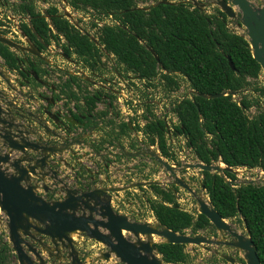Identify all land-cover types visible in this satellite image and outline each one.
Segmentation results:
<instances>
[{
    "label": "trees",
    "instance_id": "16d2710c",
    "mask_svg": "<svg viewBox=\"0 0 264 264\" xmlns=\"http://www.w3.org/2000/svg\"><path fill=\"white\" fill-rule=\"evenodd\" d=\"M137 1L68 0L76 11L90 9L98 14L112 13L120 22L119 26L97 27V45L89 38L88 31L81 32L60 16L51 18L53 32L47 21L29 8L31 26L47 45L51 40L58 44L59 36H62L65 39L62 45L64 54H76L83 66L92 72L100 70L101 57L112 55L122 64L123 70L139 77L147 85L154 86L157 79L165 88L174 89L179 87L178 78L182 77L189 83L191 91L173 105L177 118L173 135L184 136L195 159L205 164L222 162L232 168H258L264 172V109L260 106L264 84L258 81L262 71L252 57L246 37L228 25L230 22L236 24L238 20L229 19L217 6L207 12L192 8L191 2L183 0L171 3L151 0L146 7L139 6ZM92 25L95 26L94 23ZM21 28L38 50L44 49L27 25H21ZM0 33L5 34L2 30ZM0 57L9 69L18 70L21 66L18 62L23 64V59L2 43ZM229 58L233 68L229 65ZM27 62L24 69L35 72L45 82V85L34 82L32 89L45 86L50 91L53 85L57 90L52 93L55 99L63 94L75 102V111H71V115L80 124L76 127H81L83 133L98 127V120L106 117L107 109L96 111L95 108L104 100L103 96L112 97L111 94L89 91L90 82L83 77L68 75L65 79L57 78L58 82L51 81L45 74L50 75L51 72L53 76V70L47 67L49 72L39 66L44 61L28 59ZM18 73L26 76L22 71L18 70ZM225 91L237 94L210 99L199 95ZM251 92L258 94L253 96ZM144 106L153 116L143 128L146 143H157L160 154L170 159L173 154L167 145L166 122L150 112L149 104L144 103ZM251 108L255 110L254 115L248 114ZM105 122L114 126L107 135L114 143H119L120 136L130 135L132 131L128 123L116 124L111 118ZM67 129H72V126L67 125ZM85 142L96 154L101 153L102 139L94 141L88 138ZM100 157L103 164L95 173L78 164L76 175L84 179V186L90 188L102 172L107 175V155L101 153ZM199 172V185L205 188L214 209L226 220H235L243 226L245 222L257 256L264 264V184L234 183L236 175L232 171H224L231 184L216 172ZM143 188L138 187L139 190ZM148 188L153 196L143 197V200L157 223L180 234L195 235L201 231L216 234L205 215L197 210L188 212L179 205L175 196L178 192L176 185L163 187L156 183L149 184ZM156 248L165 264L188 262L185 244L162 241L156 243ZM13 261L17 264L5 232H0V264H12ZM240 261L245 264L242 259Z\"/></svg>",
    "mask_w": 264,
    "mask_h": 264
},
{
    "label": "water",
    "instance_id": "95a60500",
    "mask_svg": "<svg viewBox=\"0 0 264 264\" xmlns=\"http://www.w3.org/2000/svg\"><path fill=\"white\" fill-rule=\"evenodd\" d=\"M187 1L198 7L199 10H204L205 5H207V3L199 0ZM159 2L171 3L169 0ZM211 4L217 6L229 19H235L239 15L237 27L245 29L246 35H243L249 43L252 57L259 63L264 76V0H261V6H257L251 0H213ZM234 7L238 9V12L234 10ZM44 16H48L46 12ZM64 16L73 20V16L67 11H64ZM74 25L80 29L78 21H74ZM31 31L36 39L44 47H47L32 27ZM88 35L91 41L98 42L94 35L90 33ZM0 43L41 57L34 45L21 46L1 33ZM153 55L158 59L155 54ZM2 64L3 62L0 60V66L4 67ZM229 65L233 68L230 58ZM32 75L37 82L45 85L44 80L39 78L35 72H32ZM82 77L91 84H97L88 76L83 75ZM0 79L4 80L6 86V89H0V211L6 217L5 230L18 264H45L40 254L42 248H46L47 251L50 249L45 243V238L51 242L55 252H48L49 257L59 259L61 257L60 248H69L70 264H86L78 258L73 247L71 235L74 232H84L87 237L104 244L107 250L101 253V257L108 260L113 255L122 264H163L156 243L141 240L140 235H157L162 237L165 242L185 245H217L223 243L218 239L207 238L200 233L195 235L180 234L159 223L151 226L148 223L132 221L127 216L115 212L111 205L110 193L122 190V188L103 187V181L106 180L104 178L99 179L90 188L87 186L71 187L66 184L63 179L58 177L60 170L56 167L59 163L66 165V160L58 155H62L69 146L81 144V137L61 146L49 145L45 142L40 143L41 137L37 126L42 127L47 135L61 138L59 133L46 125L45 118L51 119L57 127H66V123L75 126L79 125V122L71 114H65L61 117L59 112H53L49 106H53L56 99L51 95H43L41 92L36 95L31 93L28 96L32 101L38 99L45 102L41 112L39 114L31 111L23 112L7 93L9 90L23 96L24 93L19 91V88L22 87L21 84L18 85V89L14 87L10 83V78H7L2 70H0ZM51 89H54L53 85H51ZM227 94L235 96L237 92L199 93L201 97L206 99ZM122 150L125 151L123 148ZM149 153L173 175L177 185L194 194L188 184L176 175L174 169L164 161L162 156L155 154L154 151ZM131 154L129 153V156ZM54 157L55 159L52 160ZM220 163L222 166L218 163L205 164L196 161L185 163L184 167L217 172L231 184V181L225 177L224 171L235 173V168ZM47 177L61 183V186L51 188L44 182ZM258 180L261 182L260 184H264V172L261 173ZM156 183L158 182H141L136 183V186ZM252 183L253 180L248 182V184ZM39 188L45 194L51 193L53 198L48 199V195L39 194ZM202 188L204 189L203 186ZM208 201L210 206L200 197H196L198 212L205 215L216 230L226 232L232 237L233 240L225 242V244L241 250L245 264H261L254 243L247 233L245 222L244 233L233 230L229 223L214 209L209 199ZM125 232L131 233L136 240L128 239ZM221 257L230 263L234 262L228 255H221Z\"/></svg>",
    "mask_w": 264,
    "mask_h": 264
},
{
    "label": "rangeland",
    "instance_id": "374dc122",
    "mask_svg": "<svg viewBox=\"0 0 264 264\" xmlns=\"http://www.w3.org/2000/svg\"><path fill=\"white\" fill-rule=\"evenodd\" d=\"M172 2H178L181 0H169ZM208 5L205 7L207 12H211L213 10L212 1L213 0H202ZM257 6H261V0H251ZM139 6H148L151 3V0H138ZM36 8L38 9V4L36 3ZM16 7V5L14 6ZM234 10L238 12V9L234 7ZM14 11L16 13L17 10L10 6H6L2 9V17L4 22H2L5 26L3 30L9 32L10 28L13 27V23H9L6 19V14H13ZM88 15L89 17L85 21H81V27L88 31L90 34L95 35L97 31L96 26H92L94 20L98 22L105 21V15H98L96 13H90L87 11H83L82 14L79 15ZM16 19L18 20L19 17ZM239 23V15L235 18ZM118 19L114 17V20L110 21L112 25L116 24ZM233 20V19H232ZM229 27L235 30L238 33L245 34L246 31L244 28L239 29L237 25L233 22H230ZM2 30V31H3ZM5 31H3L5 33ZM10 39H14V34H11ZM101 47V46H100ZM112 55H109V57ZM102 59L101 64L103 65L101 71V77L91 76L96 79L97 82H102V84H107V82H112L115 78L113 71L117 70L123 76V78L127 81L128 90L133 92V95H138L141 103L144 101H152L153 103L149 104V110L152 114L159 116L160 118L166 120L168 126L171 128L177 123V118L172 110L174 103L182 100L184 97L189 95L190 87L189 83L183 79L182 77L178 78L179 87L174 89L165 88V86L158 82L157 79L154 81L155 85H147L143 80L139 79V77L134 76L132 73H127L123 70V66L120 65L114 58L108 59L105 56ZM60 61V58H58ZM77 62L82 66V61L80 58L76 57ZM260 83L264 84V76L261 75L258 78ZM253 96H257V93H251ZM99 110H104L105 103H100ZM260 106L264 109V95L260 97ZM145 110V107H144ZM146 111V110H145ZM255 110L251 108L248 112L249 115H254ZM100 119V118H99ZM102 121H106V118L101 119ZM112 127V126H111ZM131 135V134H130ZM130 135H122L120 136V144L126 149V151L120 150L119 147H115L114 141L109 140V142L104 144V148L107 149L108 152H112V158L108 157V159L112 160L115 164L110 173H108L109 178L104 182L103 187H114V188H122V190H117V192L110 193L112 197V207L117 213L121 215H125L128 219L140 223H147L148 221L153 222V226L157 224L155 219L152 217V213L148 207V204L143 200V197L153 196V192L148 188L147 184L143 186L142 190H139L136 186V183L140 182H148V181H157L163 187H167L171 184L177 185L174 182L173 175H171L162 164L158 163L155 160V157L150 156V151L147 146L143 143V146H138L139 150L136 149V143L131 138ZM169 151L173 154L170 159L163 157L159 150L156 147L151 148V151H155L157 155L163 157L164 161L172 165L174 168L176 175L182 179L183 181L189 183L190 187L195 192V197L192 196L189 192L184 190L181 186H178V192H176L175 196L177 197V201L179 205L187 210L188 212L198 211V205L196 203V197L200 194H204L207 196L205 189H200L199 180H201V173L197 169L184 168V163H192L195 162L196 159L192 150L187 147L186 141L182 136H175L171 134L169 141ZM119 150L121 151L122 156H118ZM138 154H135V153ZM141 152V153H140ZM129 153H133V157H128ZM135 155V156H134ZM174 163L175 166H174ZM92 169L96 170L95 167ZM99 169V168H98ZM261 171L258 168H235L236 180L234 183H248L253 180L254 184L261 183L258 179L261 177ZM207 198V197H206ZM208 199V198H207ZM115 211V212H116ZM233 227V229L237 230L240 233H244L243 224L232 220H227ZM6 217L0 211V231L6 233ZM218 236L213 237L207 234V232H200V234L207 236L208 238L220 239L223 241H232L233 239L224 232H217ZM126 237L130 240L135 241V237L131 233H125ZM72 239L74 242V248L77 251L78 258L81 261H84L86 264H122L119 260L112 256L109 260H105L100 257V253L107 249L102 243H98L95 240H91L86 237L84 234L78 232L72 235ZM141 240H149L151 243H158L163 241L164 239L157 235H140ZM51 252L54 253L53 247H51ZM186 251L189 254L188 262L185 264H230L221 261L219 255L224 253L231 255L236 258L243 259V252L237 248H229L225 245H214V244H187ZM48 253L44 254V257L47 256ZM219 261V263H218ZM244 261V259H243ZM17 262V260H16ZM57 263V264H69L68 260L57 261L56 259L50 258L49 263ZM245 262V261H244ZM12 264H15L13 261ZM164 264V263H163ZM237 264H242L238 261Z\"/></svg>",
    "mask_w": 264,
    "mask_h": 264
},
{
    "label": "flooded vegetation",
    "instance_id": "af4514ba",
    "mask_svg": "<svg viewBox=\"0 0 264 264\" xmlns=\"http://www.w3.org/2000/svg\"><path fill=\"white\" fill-rule=\"evenodd\" d=\"M187 0H183V2H185ZM38 4V9L36 8V5L35 4ZM16 5V7H14ZM6 6H10L12 8H15V10H17L18 13H16L14 11L13 14H9L7 13L6 14V19L9 21V23H13V27L10 28V31L7 32L5 30H3L5 28L4 24L2 22L3 18L2 17V9L5 8ZM29 8L32 9L33 12L41 15L48 23V26L50 27V29L54 31L53 29V25H52V22H51V18L52 16H60V17H63L64 19H66L68 22H70L75 28H77L75 25H74V21H78L76 17H79L80 19H82L83 21H85L89 16L88 15H75V10L69 5L68 3V0H0V21H1V25H0V30H3L5 31V34L6 36L10 39V37H13V35L11 36V34H14V39H16L17 41L13 40V39H10L11 41L15 42V43H18L19 45L21 46H24V47H29V45H34L31 40L25 35V33L22 31V28H21V25H27L30 30H31V14L29 12ZM64 11H67L68 13H70L72 16H73V20H70L68 17L64 16ZM48 15L47 17L44 16V14ZM78 13L82 12V10H78L77 11ZM83 13V12H82ZM16 15H18L17 17H19V19L17 20L16 19ZM101 15H105V17L107 18L108 16H111V19L114 20V14L112 13H101ZM49 18V19H48ZM79 23V22H78ZM238 23H236L237 25ZM117 25L119 26L120 25V22L117 20ZM79 26H80V29H82L84 31V29L81 27V24L79 23ZM111 26H115V25H111ZM33 28V27H32ZM34 29V28H33ZM79 29V28H77ZM79 29V30H80ZM35 30V29H34ZM81 31V30H80ZM81 31V32H83ZM32 32V31H31ZM42 39V38H41ZM97 39V38H96ZM98 41V40H97ZM44 42V41H43ZM40 43V42H39ZM65 43V39L62 37V36H59V43L57 44L55 42V40H51V43L49 45H47L45 42L44 44L47 46V47H44L43 50H37L40 52L41 54V57H38V56H35L33 54H31L30 52L28 51H22V50H16L14 48H10L12 51H14V53L16 54V56H19L23 59V64H21L20 62H18L21 66L20 68L18 69L19 71H22L26 76H21L19 73H18V70L17 69H9L4 61L2 60V58L0 57V60L3 62L4 64V67L3 66H0V70L4 71V73L6 74L7 78L9 77L10 78V83L12 81V85L14 87H16L18 89V85L21 84V88H19V91H22L24 93L23 96H20L18 95L17 93H14V95H12V97H10V99H12L14 101V103H16V105H18L21 110L23 112L25 111H31V112H34L36 114H39L43 108V106L45 105V102L44 101H41V100H38L37 101H32L28 98L29 94L33 93L34 95H36L38 92H45V94L43 95H46V96H52V93L53 91H55L54 89L53 90H48L45 86H41V87H37L36 90L32 89L33 85H34V82L36 83H39L36 81V79L34 78V76L32 75V72L31 70L25 68L24 69V66H27L28 64V59L29 60H37V59H40L42 61H44L45 63H41L39 66L41 68H46V69H51L53 70V76L50 72V75H47L45 74L46 77H48L51 81H59L57 78H61V79H65L68 75H73V76H77V77H80L82 78V76H88L90 77L93 81H95L97 84L94 85V84H91L90 83V86H88V90L91 91V92H94V91H97L99 90L100 92L102 93H108V94H111L112 97H108L106 98V100L103 102L105 103V107H104V110L105 108L107 109L106 111V121L109 120L110 118L114 120L115 123H128V122H122L120 119H119V115L121 114L120 110L114 106L113 102L116 100V94L115 92L117 91L116 89V80H125L123 78V76L120 74L119 71L117 70H114L113 71V74L115 76V78L112 80V82H107V84H102V82H97L96 79L92 76H96V77H101V71H102V68H103V65L101 64L102 62V59H101V67H100V70L99 71H96V72H92L89 68L83 66V63H82V66L77 62L76 60V57H78L76 54H72L71 56H67L64 54L63 52V47L62 45ZM95 43V42H94ZM96 45L98 44L95 43ZM35 46V45H34ZM36 47V46H35ZM51 53V55H54L56 58H60V61L59 62H55L53 65H49L48 64V60H47V55ZM103 58V57H101ZM108 59H111V58H114L113 56H108L107 57ZM115 59V58H114ZM117 61V60H116ZM2 64V65H3ZM120 64V63H119ZM122 65V64H120ZM48 67V68H47ZM123 68V67H122ZM92 76H91V75ZM54 77V79H53ZM40 78V77H39ZM43 79V78H42ZM25 81H27V83H24ZM4 82L3 79H0V83ZM14 82V83H13ZM16 86H15V85ZM82 86V85H81ZM24 88H26L27 90H24ZM38 90V91H37ZM76 90V89H75ZM249 92L251 90H248ZM56 92V91H55ZM252 93V92H251ZM254 93V92H253ZM257 93V92H255ZM258 94V93H257ZM54 98V97H53ZM64 98H66V96L64 95ZM103 98H105L103 96ZM57 100L56 99V103H57ZM68 99L66 98V101ZM25 103H31L33 105V108L30 109V108H27L25 107ZM56 103L52 106L50 105L49 108L53 111V112H56L55 110V106H56ZM69 107H73L75 108V102L72 104V105H69ZM96 109V108H95ZM95 109H94V112H95ZM97 111V110H96ZM115 115V116H114ZM118 115V116H117ZM117 117V118H116ZM99 119V118H98ZM97 119V120H98ZM118 119V120H117ZM45 123L46 125L50 128V129H53L54 131H56L57 133H59L61 135V138H58V137H55V136H52V135H47L45 132H44V129L40 126H37L38 127V133H39V136H44L45 139L48 140L49 144L50 145H58V146H61L63 145L64 143H67L73 139H75L76 137H70L69 134L70 132H72V130H68L67 127H57L56 125H54L53 121L51 119H48V118H45ZM130 126H131V122L128 123ZM106 126L107 127H111V124H107L106 123ZM113 126V125H112ZM132 128V126H131ZM60 129H63L66 131V135H62ZM72 129H80L82 130L81 127H76V126H72ZM126 135V134H125ZM148 145H151V144H148ZM121 146V145H120ZM122 147V146H121ZM69 150V148L67 149ZM66 150V151H67ZM73 153V151H71V154ZM141 153V152H140ZM60 156V155H58ZM77 153H74L72 154V158L75 159L77 157ZM62 158V157H61ZM54 158H52V160H54ZM176 163H174V166H175ZM60 165V163L56 166L58 167ZM70 164L68 162H66V165L63 164L64 167H68ZM172 167V165H171ZM183 167H184V164H183ZM186 168V167H184ZM58 169L60 170V173L58 174V177L63 179L64 182L65 181V178L64 176H61L63 173V169H61V167H58ZM174 169V168H173ZM187 169V168H186ZM175 171V170H174ZM176 173V172H175ZM217 173V172H216ZM220 175V174H219ZM85 176V175H84ZM53 183L55 184V188H58V186L60 187L61 186V183L55 181L53 178H51ZM185 182V181H184ZM187 183V182H185ZM176 184V183H175ZM188 186L190 187L189 183H187ZM177 186V185H176ZM200 186V189H203L202 188V185H199ZM138 187H141V186H137ZM178 187V186H177ZM184 189V188H183ZM190 189L194 192V190L190 187ZM186 190L187 192H189L192 196L195 197V192L194 194L191 193L190 191H188L187 189H184ZM48 196H51L53 198V195H49ZM198 197L202 198L206 203H208L207 201V198L205 197L204 194H200ZM57 199V198H56ZM206 199V200H205ZM209 204V203H208ZM226 220V219H225ZM227 221V220H226ZM228 222V221H227ZM149 225L153 226V222L151 221H148L147 222ZM230 227L233 229L232 225L229 223ZM215 228V227H214ZM235 230V229H233ZM216 234L215 235H212L210 234L209 232L207 234H209L210 236H213V237H217L218 236V233L219 232L218 230H216ZM237 231V230H235ZM1 232V231H0ZM74 233H78V232H74ZM73 233V234H74ZM82 234L85 235L84 232H80ZM126 233V232H125ZM226 233V232H224ZM227 234V233H226ZM229 235V234H228ZM86 236V235H85ZM205 236V235H204ZM230 236V235H229ZM87 237V236H86ZM207 237V236H206ZM5 238L8 240V235L5 236ZM72 238V236H71ZM89 238V237H88ZM208 238V237H207ZM232 238V237H231ZM91 239V238H89ZM91 240H94V239H91ZM220 240V239H218ZM222 241L223 243H219L217 245H225V246H228L229 248H235L233 247L232 245H226L225 242H231V241H223V240H220ZM72 242H73V239H72ZM98 242V241H96ZM45 243L50 247V249L47 251L46 248H42V250L40 251V254L41 256L43 257L44 259V262L45 264H53L54 262L52 263H49V259L50 258H53V259H56L57 261H61L64 260H68L69 264H70V261H71V257L69 256V253H70V249L69 248H65V249H61V257L58 259L56 257H49L48 255L44 257V254L48 253V252H51V247H53V245L51 244V242L48 240V238H45ZM100 243V242H98ZM104 245V244H103ZM216 245V244H214ZM105 246V245H104ZM73 247H74V242H73ZM106 247V246H105ZM75 249V248H74ZM107 249H105L106 251ZM77 252V251H76ZM104 252V251H102ZM101 252V253H102ZM53 253V252H52ZM55 253V252H54ZM101 253H100V257H101ZM221 255H228V254H220L219 255V259L225 263H230L229 261H227L226 259L222 258ZM78 256V255H77ZM230 256L234 262L233 263H230V264H237L238 261H240V259L242 258H236L233 256V253H231V255H228ZM102 258V257H101ZM81 260V259H80ZM106 260V259H105ZM109 260V259H108ZM243 260V259H242ZM241 262V261H240ZM219 263V261H218ZM242 263V262H241ZM57 264V263H55ZM165 264V263H164Z\"/></svg>",
    "mask_w": 264,
    "mask_h": 264
},
{
    "label": "built area",
    "instance_id": "2783aa9c",
    "mask_svg": "<svg viewBox=\"0 0 264 264\" xmlns=\"http://www.w3.org/2000/svg\"><path fill=\"white\" fill-rule=\"evenodd\" d=\"M112 20L113 19H111V16H108L105 19V21L98 22L97 20H94V22L97 24L98 27H100L102 25L111 26L112 24L110 23V21H112ZM115 25H117V21H116ZM115 80H116V84L115 85H116L117 91L115 92L116 100L113 102V104L121 112V114L119 116L117 115L119 117V119L122 122H128V123L131 122L132 131L130 133L131 134L130 136L136 143L137 147H136L135 150H139L138 146L142 147L143 143L149 149H151L153 147L157 148V143H155L154 145H148L146 143V135H145V132H143V128H144L145 124L148 121L152 120V117H153L150 113L145 111L146 108L144 110V107H145L144 103L150 104V103H153V102L148 100V101H144V103H141L139 98H138L139 96L138 95L134 96L133 92L128 90V86H127V81L126 80H117V79H115ZM64 102H65V99L62 98L61 100H59L56 103V106H55V110L61 114V117L63 115H65V114H69V109L74 110L73 107H69V106L65 107L64 106ZM70 105H72V104H70ZM25 107L32 109L33 105L31 103H25ZM157 117H159V116H157ZM165 122H166V120H165ZM166 126H167L166 138H167V145H168L169 141H170V136H171V134H173L174 129L172 127V130H171V128L168 126L167 122H166ZM60 131H61L62 135H66V131L65 130L60 129ZM79 133H80V129L70 132L69 136L70 137H76L77 134H79ZM175 136H182V135L176 134ZM40 137H41V139L39 140L40 143H44V142L47 143L48 142V140L45 139L44 136H40ZM182 137L186 141V138L184 136H182ZM196 161H198V160L196 159ZM61 176H64L66 184H68L69 186H71V187H77L78 186V185L75 184V182L77 180L75 175L73 176L71 174H67V175H61ZM49 181H50V184L52 183L50 186L54 188L55 184L53 183V181L52 180H49Z\"/></svg>",
    "mask_w": 264,
    "mask_h": 264
},
{
    "label": "clouds",
    "instance_id": "9594fccd",
    "mask_svg": "<svg viewBox=\"0 0 264 264\" xmlns=\"http://www.w3.org/2000/svg\"><path fill=\"white\" fill-rule=\"evenodd\" d=\"M199 1H202V0H199ZM202 2H204V1H202ZM192 4V3H191ZM208 5V4H207ZM207 5H205V7L207 6ZM213 5V4H212ZM193 7H195L193 4H192V8ZM204 10H205V8H204ZM201 11H203V10H201ZM206 11V10H205ZM83 12V11H82ZM82 12H80V13H78L76 10H75V15H79V14H82ZM87 12H90V13H96V12H93V11H91L90 9H87ZM96 14H98V13H96ZM98 15H101V14H98ZM77 18V20H78V22L79 23H81V21H83L82 19H80L79 17H76ZM94 22V21H93ZM94 24H95V26L96 27H98L97 26V24L94 22ZM93 26V25H92ZM103 26V25H102ZM102 26H100V27H102ZM107 26H109V25H107ZM99 28V27H98ZM2 35H4L6 38H8L7 36H6V34H2ZM9 39V38H8ZM39 77V76H38ZM56 81V80H55ZM56 82H58V81H56ZM57 91V90H56ZM191 91V90H190ZM190 91H189V93H190ZM62 98H64V95L63 94H60V96H59V98H58V100H57V102L59 101V100H61ZM65 99V102H64V106L65 107H68L70 104H73L74 103V101H69V100H67L66 101V98H64ZM106 100V98H104V100L102 101V102H98L97 104H100V103H103L104 101ZM96 110L98 111L99 110V108H98V105L96 106ZM71 111L73 112V111H75V108H74V110H72V109H69V114H71ZM100 111H104V110H100ZM115 116V115H114ZM103 119V118H102ZM116 124H118V123H116ZM67 125H70L69 123H66V127H67ZM80 125V124H79ZM71 126H73V125H71ZM75 126H78V125H75ZM102 127V130L104 131V135L103 136H101V137H99L98 139H92V140H94V141H98V140H100V139H102L103 141H104V143H103V145H102V150H101V153L102 154H106L107 155V159H108V157H110V158H112V154L113 153H108V151H106L107 149H105L104 148V144L105 143H107V142H109V140H112V139H110L107 135L112 131V129H113V127L114 126H112V127H107L106 126V122L105 121H102V120H98V127L97 128H95V129H92V130H89V131H86L85 133H83L82 132V130H80V133L79 134H77V136H76V138H79V137H81V136H83V135H86L87 137L88 136H91V134H92V132L93 131H98L100 128ZM72 131H75V130H79V129H71ZM117 131V128L115 129V132ZM89 139H91V138H89ZM85 140V139H84ZM113 141V140H112ZM119 142H120V138H119ZM47 144H49V142H47ZM83 144L84 145H87V147L89 148V149H87V151L86 152H91L92 154L94 153L95 155H97L98 157H99V159L101 160V163L100 164H98V165H94L93 163H89V164H86V165H84V164H81V163H77L76 162V167H77V169L75 170V177L76 178H80V177H77V175H76V171H78L79 170V167H78V164H80V165H84L86 168H88L89 170H91V173H95L96 171H98V168H99V170L101 169V167H100V165H102L103 164V160H102V158L100 157V155H101V153L100 154H96V152H94L93 150H92V148H90L89 147V145H88V143H86L85 141L83 142ZM50 145V144H49ZM114 145H115V147H119V149L120 150H122V148L126 151V149L122 146H120V143H118V142H115L114 143ZM149 149V148H148ZM157 149H158V147H157ZM119 150V154L118 155H120L121 154V151ZM149 151H151L150 149H149ZM155 152V151H154ZM137 153V152H136ZM156 153V152H155ZM87 154V153H86ZM109 154V155H108ZM133 154V153H132ZM131 154V156H128V157H133V155ZM138 154V153H137ZM135 156V155H134ZM151 156V155H150ZM50 160H51V157H50ZM108 161H109V165H111V164H115L112 160H110V159H108ZM220 163V162H219ZM93 167H95L96 168V170H94V169H92ZM115 168V167H114ZM234 168H239V167H234ZM244 168V167H243ZM246 168V167H245ZM198 170V169H197ZM112 171V170H111ZM201 171V170H200ZM261 171V170H260ZM261 172H263V171H261ZM108 170H107V175H106V173H104V172H102L101 174H103V175H105L106 177H107V179L109 178V176H108ZM100 175V174H99ZM99 175H98V178H97V180H96V182L94 183V184H96L97 182H98V180H99ZM80 179H83V178H80ZM91 180L93 179L92 177L90 178ZM103 179V178H102ZM107 179L105 180V181H107ZM49 180H52L50 177H47V178H45V180H44V182L48 185V186H50L51 184H50V181ZM104 181V182H105ZM37 182L40 184V182L37 180ZM83 182H84V179H83ZM83 182L81 181V182H79L78 184L81 186V187H84V185H83ZM141 183V182H140ZM242 183V182H241ZM244 183V182H243ZM94 184H92V186L94 185ZM104 184V183H103ZM238 184H240V183H238ZM146 185V184H145ZM145 185H140L141 187H143V186H145ZM149 184H147V186H148ZM91 186V187H92ZM51 187V186H50ZM77 187H79V186H77ZM81 187H79V188H81ZM51 188H53V187H51ZM55 188V187H54ZM205 189V188H204ZM39 194H41V195H45V196H47L48 194L49 195H51V193H46L45 194V192L41 189V188H39ZM115 192H117V191H115ZM114 193V192H113ZM207 197V196H206ZM52 197L51 196H49L48 197V199H51ZM58 198H60V197H58ZM208 198V197H207ZM111 205H112V200H111ZM114 211H116V210H114ZM117 212V211H116ZM198 234V233H197ZM161 242V241H160ZM159 243V242H158ZM113 256V255H112ZM111 256V257H112ZM110 257V258H111ZM82 262H84V261H82ZM164 263V262H163ZM18 264V263H17Z\"/></svg>",
    "mask_w": 264,
    "mask_h": 264
},
{
    "label": "crops",
    "instance_id": "0c3cea01",
    "mask_svg": "<svg viewBox=\"0 0 264 264\" xmlns=\"http://www.w3.org/2000/svg\"><path fill=\"white\" fill-rule=\"evenodd\" d=\"M47 60H48L47 62H48V64L50 66L53 65L55 62H59L58 58H56L54 55H51V53H49L47 55ZM11 83H12V81H11ZM4 88L6 89V86H5L4 82H2L1 86H0V89L4 90ZM24 90H27V89L24 88ZM7 93H8V95L10 97H12V95H14V92L9 91V90H7ZM97 105H98V108H101V107H99V105H101V104H97ZM103 135H104V131L102 130V127H101L98 131H93L91 136H88V137L86 135L81 136V141H82L81 144H74L72 146H69V150L63 151V154L60 155L59 157L64 158L66 160L67 164L69 162L70 165L68 167H64L63 164L60 163V165L58 167H61V169H63V171H64L63 173L64 174H62V175L71 174V175L74 176L75 175V170L77 169L76 162L84 164V165L89 164L91 162L95 166L100 164L101 160L99 159V157L97 155H95L94 153L92 154L91 152H86L87 149H89V148L87 147V145H84L83 142L86 141V139H88V138L98 139L99 137H101ZM71 151H73L72 154L77 153L78 156L75 159H73L71 157L72 156ZM108 153H112V152H108ZM113 168H114V164L109 165L108 166V172L110 173ZM102 178L107 179V177L105 175L100 174L99 175V179H102ZM81 181L83 182V179L77 178L75 184L78 185L79 187H81L78 184Z\"/></svg>",
    "mask_w": 264,
    "mask_h": 264
},
{
    "label": "bare ground",
    "instance_id": "6f19581e",
    "mask_svg": "<svg viewBox=\"0 0 264 264\" xmlns=\"http://www.w3.org/2000/svg\"><path fill=\"white\" fill-rule=\"evenodd\" d=\"M218 164H219L220 166H222L221 163H218ZM201 199H202V198H201ZM205 200H206V199H205ZM207 201H208V199H207ZM208 203H209V201H208ZM208 203H207V204H208ZM208 205L210 206V203H209ZM72 235H73V233H72ZM72 235H71V236H72ZM72 238H73V237H72Z\"/></svg>",
    "mask_w": 264,
    "mask_h": 264
}]
</instances>
